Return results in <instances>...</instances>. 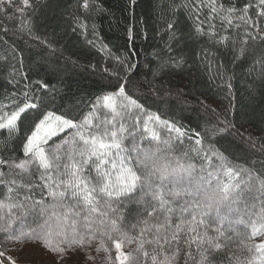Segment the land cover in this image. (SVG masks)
<instances>
[{
    "label": "snow or ice",
    "instance_id": "snow-or-ice-1",
    "mask_svg": "<svg viewBox=\"0 0 264 264\" xmlns=\"http://www.w3.org/2000/svg\"><path fill=\"white\" fill-rule=\"evenodd\" d=\"M3 2L4 0H0V4ZM8 2L11 4L12 0ZM80 7L87 13L91 7L89 0H83ZM177 7L184 8L190 14L195 13L194 31L198 37L207 35L211 39L216 35L214 24H209L208 32L204 31L199 17L205 9L208 10L206 20L213 21L219 16L222 24L226 25L225 30L231 29L234 24L237 28L257 27V21L248 15L252 4H244L241 9L229 7L223 15L220 13L225 12L224 6L218 7L216 0H194L193 4L185 3ZM255 7L256 16L264 17V0H257ZM29 9L32 10V16L24 19ZM39 12V4L33 5L31 0H20V7L15 9V13L20 17L21 30L27 28L30 33L35 27ZM237 12L241 14L237 15ZM11 18L12 16H9V19ZM75 23L84 34L88 33L87 18L81 21L77 17ZM91 32L95 35V25L92 26ZM166 32L169 34L168 43L161 52L155 53L158 69L153 73L154 78L174 73L177 69H182L187 62L181 47V42L185 39L184 25L179 18L167 23ZM131 38L132 29H129V39ZM35 39L39 40V37ZM249 39L255 37L250 31H246L245 45ZM261 39L264 40V37ZM228 40L227 36H222L215 42L226 45ZM41 43L51 52L56 51L47 45L46 41ZM88 44L95 46L92 40H89ZM105 50L107 45L100 49ZM246 52L247 49L242 47L238 55L244 56ZM256 65L259 66V79L264 83V53L254 61V67ZM135 67L137 65H132L127 70L131 71ZM37 83L41 88L49 87L46 83ZM255 83L253 80L250 87L254 88ZM226 87L231 90V82ZM126 89L127 83H123L114 91L98 96L93 102L92 110L79 122L53 112L44 113L38 121H34V127L23 142L22 154L25 159L19 163L0 159V166L7 165L10 169L8 173L0 170V186L7 189L5 198L0 199V233H5L6 238L13 242L35 240L57 254L56 264H78L74 259L77 250L83 252L91 248L96 241V251L103 249L108 253L107 260L110 264H149V261L150 264H175L183 236L184 244L189 247L185 254V264L192 261V245L196 246L200 256L194 264H208L205 253L220 249L221 244L216 241L225 233L221 227H215L213 231L217 236L212 237L207 232L200 235L197 229L216 224L217 221L222 225L229 214L239 211L235 206L249 197L264 203V162H260V168L255 170V166L249 168L234 164L235 157L231 150L234 139L228 140V137H239L240 143L236 147L240 150H243L245 144L254 149L255 141L251 136L245 137L236 130L235 124L227 121L223 122V127L213 129L214 134L218 136L216 142H226L220 149L212 145L205 149L201 134L196 132L194 146L190 151L197 157H201L203 153L198 168L195 163L190 162L187 152L177 155L170 141H161L158 133L149 128V122L167 127L170 133H176L177 139H182L187 133L176 124L161 120L159 115L151 114L143 119L141 128V117L136 114L143 113V106L137 98L128 95ZM154 90L158 93L173 91L171 87L164 89L163 86ZM176 91L178 96L187 95L182 89ZM23 96L25 102L22 104L17 103L18 97L10 103L0 104V130H6L10 136L19 131L20 124L29 111L38 108L37 103L31 102L27 92L23 93ZM101 108L110 112L111 119H108L107 115L105 119H100L97 115V122L94 123L93 115ZM65 130L75 131L59 145L50 144L53 137ZM137 136L142 141L147 140L149 144L156 141V146L142 148L136 141ZM126 139L133 142L130 149L124 147ZM161 143L164 147L160 146ZM5 148L7 149V144ZM261 154L264 155V147ZM32 168L39 173V181L42 183L7 179L8 176L23 177L25 174L31 178ZM13 169L19 172L12 171ZM138 190L143 193L141 201L144 197H150V201L145 204V211L147 217L154 218L157 222L149 225L148 220H142L132 224V231H135L139 224L144 225L139 227L138 237H133L125 230L126 217L118 207H113V204L131 199L129 194ZM21 192L24 194L21 195ZM37 195L40 199H35ZM68 199L74 202L70 208L65 203ZM176 201L179 205L173 207L172 204ZM161 213L163 222H160ZM177 214L178 220L173 224V217ZM29 216L34 218L36 227L25 231V218ZM185 217H190V221L185 220ZM17 222L20 224L19 230L14 229ZM237 222L243 223L242 220ZM246 239L258 241L246 245L250 252H254L248 264H264V209L259 215V223L252 222L251 232ZM133 243L136 244L135 249L130 252L123 250L125 244ZM173 245L176 246L175 250L169 255ZM113 246L114 257L111 255ZM149 246L153 247L151 255L147 250ZM3 255L0 251V257ZM88 259H92L91 255H88Z\"/></svg>",
    "mask_w": 264,
    "mask_h": 264
},
{
    "label": "trees",
    "instance_id": "trees-1",
    "mask_svg": "<svg viewBox=\"0 0 264 264\" xmlns=\"http://www.w3.org/2000/svg\"><path fill=\"white\" fill-rule=\"evenodd\" d=\"M31 2L33 5H40V12L30 33L27 28L21 30L20 17L15 13V9L20 7V0H12L11 4L4 0L0 4V9H3L0 11V104L10 103L17 97V103L22 104L25 102V92L31 102L38 104L37 109L29 111L18 132L10 136L6 130H0V159L18 163L25 158L22 154L23 142L34 127V121H38L44 113L53 112L79 122L92 110L93 102L98 96L114 91L119 84L127 83V94L137 98L144 109L143 113L136 114L141 117V128L143 119L151 114L159 115L161 120L174 123L187 133L182 139H177L176 133H170L167 127L149 122V128L158 133L161 141H170L175 154L187 152L190 162L199 168L203 153L201 157H197L190 151L196 139L194 133L201 134L205 149L209 145L220 149L226 142L221 140L217 143L218 136L213 129L223 127V122L227 121L235 124L236 130L245 137L251 136L255 141L254 149L245 144L243 150H240L236 147L240 143L239 137L229 136L228 140L234 139L231 149L235 157L233 163L241 167L255 166L253 170L260 168V162H264V155L261 154L264 147V83L259 79V66L254 67V61L264 53V40L261 39L264 37V17L256 16L257 0H216L218 7L224 6L225 12L220 13L221 15L226 14L229 7L241 9L244 4H252L248 15L257 21L256 28H237L234 24L231 29L225 30L226 25L222 24L219 16L213 21L206 20L208 10L205 9L199 19L205 32H208L209 24L215 25L216 35L211 39L207 35L198 37L195 34V13L190 14L184 8L177 7L185 3L193 4L194 0H89L91 7L87 13L80 7L83 0ZM240 14L237 12V15ZM9 16L12 18L9 19ZM31 16L32 10L29 9L24 19ZM77 17L81 21L87 18V34L75 23ZM177 18L184 25L185 39L181 42V47L187 62L174 73L154 78L153 73L158 69L155 53L165 48L169 41L166 25ZM93 25L95 35L91 32ZM129 29H132L131 39ZM246 31H250L255 37L249 39L247 45L244 44ZM222 36L229 38L226 45L215 42ZM35 37H39V40ZM89 40L94 41L95 46L88 44ZM41 41H46L56 51L51 52ZM103 45H107V50L100 51ZM242 47L247 49L244 56L238 55ZM132 65L137 67L128 71ZM253 80L256 81L254 88L250 87ZM38 81L49 87L41 88ZM229 82L232 84L231 90L226 87ZM161 86L164 89L171 87L173 91L158 93L154 90ZM177 89H182L187 95L178 96ZM97 115L100 119H105L107 115L109 119L110 112L101 108L93 115L94 123L97 122ZM74 131L65 130L53 137L50 144L59 145L61 141L70 138ZM136 141L144 149L155 147L157 143L152 141L149 144L139 136ZM132 143L131 139H126L124 147L130 149ZM160 146L164 147L162 143ZM0 170L5 173L10 171L7 165L0 166ZM12 171L19 172L15 169ZM31 172V178L25 174L23 177L8 176L7 179L42 183L36 169L32 168ZM6 195V187L0 186V199H4ZM129 195L131 199L119 201L113 207H118L126 217L125 230L129 235L138 236L139 227L144 225L139 224L132 231V224L148 220L151 225L157 221L147 217L145 211V204L150 201V197H144L141 201L143 193L139 190ZM35 199H40L39 195ZM65 203L70 208L74 202L68 199ZM178 205V201L172 204L173 207ZM235 207L239 211L229 214L222 225L219 221L212 225H207L206 222L207 226L197 229L200 235L207 232L212 237L217 236L213 231L215 227H221L225 233L216 241L221 244V248L205 253L208 264H248L254 254L246 245L258 241L248 240L246 237L251 232L252 222L259 223L264 203L249 197ZM150 210L149 208L148 211ZM159 216L160 222H163V213ZM178 217L179 214L173 217V224ZM184 219L190 221L191 218ZM241 220L243 223L237 222ZM33 227H36L34 218L26 217L24 230ZM14 229H20L19 222L14 224ZM147 238L146 236L145 239ZM183 239L182 236L175 264H185V254L189 247L184 244ZM9 242L13 241L8 240L5 233H0V251L4 253L0 257V264H22L9 259ZM175 247L173 245L169 255ZM147 250L150 255L153 254L152 246ZM191 251L193 257L189 264H194L200 256L195 245L191 246Z\"/></svg>",
    "mask_w": 264,
    "mask_h": 264
},
{
    "label": "rangeland",
    "instance_id": "rangeland-1",
    "mask_svg": "<svg viewBox=\"0 0 264 264\" xmlns=\"http://www.w3.org/2000/svg\"><path fill=\"white\" fill-rule=\"evenodd\" d=\"M109 119H111V114ZM97 244L98 241L94 242L91 248L85 249L83 252L77 250L74 259L78 261V264H110L107 260L108 253H105L103 249L99 252L96 251ZM135 248V243L125 244L123 250L125 252H130ZM8 255L15 262H20L22 264H56L58 259L57 254L44 248L34 240L9 242ZM88 255H91L92 259H88ZM111 255L114 257V249H112ZM141 259H143V257H141Z\"/></svg>",
    "mask_w": 264,
    "mask_h": 264
}]
</instances>
